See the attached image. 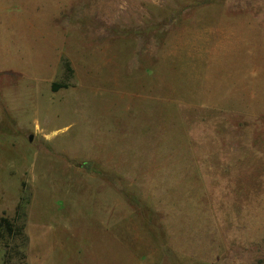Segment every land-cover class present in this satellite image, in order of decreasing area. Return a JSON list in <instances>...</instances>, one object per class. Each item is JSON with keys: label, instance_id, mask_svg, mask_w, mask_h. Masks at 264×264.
<instances>
[{"label": "rangeland", "instance_id": "obj_1", "mask_svg": "<svg viewBox=\"0 0 264 264\" xmlns=\"http://www.w3.org/2000/svg\"><path fill=\"white\" fill-rule=\"evenodd\" d=\"M21 208L28 264H264V0H0V214Z\"/></svg>", "mask_w": 264, "mask_h": 264}, {"label": "trees", "instance_id": "obj_2", "mask_svg": "<svg viewBox=\"0 0 264 264\" xmlns=\"http://www.w3.org/2000/svg\"><path fill=\"white\" fill-rule=\"evenodd\" d=\"M68 78L74 76V71L69 62H64ZM69 84H53V91L61 88H67ZM21 207V206H20ZM26 214L21 208V214L18 213L15 219H10L4 214H0V243L5 248L3 264H14L18 260L20 264H28L27 248L30 239L26 233Z\"/></svg>", "mask_w": 264, "mask_h": 264}, {"label": "crops", "instance_id": "obj_3", "mask_svg": "<svg viewBox=\"0 0 264 264\" xmlns=\"http://www.w3.org/2000/svg\"><path fill=\"white\" fill-rule=\"evenodd\" d=\"M165 157L167 158V156H165ZM96 158L99 159V161H100V162H98L99 164H98V171L97 172H104V171L107 172V170L108 171L123 172V170L119 169L118 167H114L112 165V164H115L116 163V159H112L111 160L109 158V155L108 154L107 155H104L103 157L100 156V155H98ZM96 158H94L91 163H96L97 162V159ZM159 161H161V164H164L165 163L159 157H156V156H154V157H148V160L146 161L145 165L142 166V167H140V170H142V169L147 170L149 168V169H152V170L155 169L154 171H156V168L155 167L158 166ZM129 167H131V168L128 171H125L126 172L125 175L127 176V178L129 180H133V179H135L140 174H139L138 171H135V169H133V167H132V161L129 163ZM94 177L95 176H93V178ZM142 185L143 184L141 183L140 186H142ZM138 215H140V214H138ZM144 221H145V218H144ZM151 230H152V227H151Z\"/></svg>", "mask_w": 264, "mask_h": 264}, {"label": "water", "instance_id": "obj_4", "mask_svg": "<svg viewBox=\"0 0 264 264\" xmlns=\"http://www.w3.org/2000/svg\"><path fill=\"white\" fill-rule=\"evenodd\" d=\"M29 140L32 141V140H33V136H31ZM88 165H89V163L86 164V166H88ZM87 170H88V169H87ZM88 171H89V170H88Z\"/></svg>", "mask_w": 264, "mask_h": 264}]
</instances>
